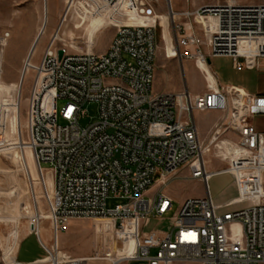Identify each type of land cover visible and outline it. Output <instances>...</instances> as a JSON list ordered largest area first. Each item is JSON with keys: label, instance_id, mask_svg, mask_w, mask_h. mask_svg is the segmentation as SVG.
<instances>
[{"label": "built area", "instance_id": "1", "mask_svg": "<svg viewBox=\"0 0 264 264\" xmlns=\"http://www.w3.org/2000/svg\"><path fill=\"white\" fill-rule=\"evenodd\" d=\"M104 1L111 11L122 10L119 0ZM162 1L181 71L185 61L209 66V59L217 55L232 57L237 70L255 68L264 58V3L238 0L202 5L177 15L171 0H136L134 11L126 13L140 20L128 15L103 52L59 46L58 29L39 56L35 44L22 68L21 89L30 76L29 92L25 98L20 93L15 106L20 112L26 100L27 141H22L32 150L49 206L52 245L43 244L49 264H86L88 258L60 254L59 234L71 220L95 218L114 222L113 233L123 249L127 242H134L133 252L124 260L264 264V134L253 123L255 116L264 115V95L223 86L218 80L201 94H191L187 88L178 93L155 92L158 29L163 30L158 4ZM9 36L4 33L0 42ZM166 56L170 58L168 52ZM60 99L65 104L59 108ZM89 104L97 105L98 117L82 126ZM196 111L223 114L212 128L209 143L234 135L236 142L225 141L238 147L237 159L208 169V150L195 122ZM60 118L65 124H59ZM183 168L203 184L204 195L186 198L168 228L149 229L154 219L166 220L174 201L164 191L153 197L148 192L161 177ZM226 173L237 187L234 203L244 206L222 212L210 193L209 180ZM48 174L52 192L46 183ZM244 180L257 184L247 182L244 189ZM111 197L127 202L108 208ZM235 223L241 226L242 246L232 238ZM39 225L31 231L38 237ZM91 257L106 256L96 247Z\"/></svg>", "mask_w": 264, "mask_h": 264}, {"label": "rangeland", "instance_id": "2", "mask_svg": "<svg viewBox=\"0 0 264 264\" xmlns=\"http://www.w3.org/2000/svg\"><path fill=\"white\" fill-rule=\"evenodd\" d=\"M65 2L63 11L59 15L58 38L59 46H71V51L75 49H93L95 52H102L103 48H108L109 38L114 35L120 23L126 21L128 15L135 14L126 13L116 9L110 11L107 15L109 25L101 30L95 37L94 45L86 43L88 32L87 25L77 28L76 23L80 21L78 12L84 13L86 10L94 11L99 5L104 4V0H75V10L69 11L63 23V16L67 7L68 0H59ZM136 5V1L132 0ZM179 1L183 7L192 8L216 2L223 3L226 0H172ZM241 4L264 3V0H238ZM44 1H34L33 7L38 10L35 12L36 18L42 26L43 18L46 15L43 8ZM28 4L16 3L15 0H0V37L4 33L9 32L10 24L18 18L22 9ZM79 10V11H78ZM134 11V10H132ZM158 11L161 17L162 29H158V52L156 56V74L153 83L155 92H173L178 93L187 88L191 94H200L207 91L208 86L215 87L216 84L228 86L236 85L245 88L248 92L261 93L264 92V60H261L258 67L253 71H239L234 67V60L227 55H217L209 59L210 69L199 62L197 66L193 61H185L182 69L185 73V82L182 71L177 59L174 57V42L170 31V20L166 15V5L164 1L158 4ZM25 15L30 14L24 12ZM49 14V19L51 13ZM74 34L72 39L69 33ZM8 40V39H7ZM44 33L41 34L36 44V55L42 54L48 42L44 43ZM22 43L15 41V47L7 48L6 55L0 54V264H17L13 255L23 234L29 231V223L32 227L38 222V215L41 218L49 215V206L45 197L43 185L38 181L36 164L32 150L23 145V141H27L25 109L26 100L22 101L20 112L15 109V97L22 93L25 98L28 95L31 77L27 76L23 83V88L17 85L15 93V82H23L22 68L26 56L21 55ZM1 48V46H0ZM6 48V47H5ZM5 50V49H4ZM208 52L207 49H205ZM168 52L170 58H167ZM201 69H200V68ZM218 80V81H217ZM2 85L4 88L2 89ZM18 103V102H17ZM65 101L60 99L57 103L58 107H62ZM86 116L80 120L82 126H86L95 121L98 117V107L96 104H89L85 107ZM222 119L223 114L215 112ZM20 116V118H19ZM195 122L201 133V139L205 145L209 144L211 129L214 127L215 115L210 112L196 111L194 113ZM18 120V121H17ZM254 123L256 126H264V116H255ZM16 123H18L16 127ZM59 124H65L60 118ZM17 129V130H16ZM205 131V132H204ZM17 132L20 138L18 143ZM226 139L236 142V137L228 134L226 138H220L214 145H208V152L205 158L208 161V169L215 170L222 168L227 164V159L231 153L238 150L235 145L228 144ZM21 151L25 156V163L29 169V176L26 173L24 163L21 161ZM158 185L148 192V196H154L159 191L169 194L174 201L172 211L166 216V220L161 222L154 219L150 228H168L171 217L178 211L183 198L200 197L204 195V186L201 182L190 178L187 168L181 169L179 172L167 174L160 178ZM53 183V182H52ZM52 185V184H51ZM52 192L53 187L48 188ZM210 193L215 203L224 202L237 194L232 175L220 174L215 175L209 180ZM264 192V190H263ZM125 198L111 197L107 201L108 208L116 205L124 204ZM237 207L231 208L235 210ZM239 209V208H238ZM35 219H37L34 222ZM50 222V220H49ZM48 221H44V226H49ZM107 219H76L70 226L67 224L62 233H66L65 241L60 244V248L67 254L76 256V254L85 253L93 246L106 245L113 247L116 245L113 233V224H109ZM18 234L16 235V231ZM46 233V231H42ZM232 238L238 246L243 244V235L239 223L233 224L231 228ZM100 235L102 238H100ZM119 246L121 243L119 242ZM43 252L39 241L29 247L27 253ZM102 253V250H101ZM103 254V253H102ZM42 264H49L45 261Z\"/></svg>", "mask_w": 264, "mask_h": 264}, {"label": "crops", "instance_id": "3", "mask_svg": "<svg viewBox=\"0 0 264 264\" xmlns=\"http://www.w3.org/2000/svg\"><path fill=\"white\" fill-rule=\"evenodd\" d=\"M34 1H38L40 3V0H15L16 3L28 4V6L23 8L22 12H21L23 14H21L18 18L15 19V21H13L10 24V26H9L10 36H9L8 40H3V42H0V46H1L0 54L2 56H4V51H5V56H7L6 55L7 48L11 47L10 49H12V47H15V41H19L22 43L23 47L21 50V55L27 56L30 49L35 44L38 43L39 38H40L42 33H44V39H45L44 43H46L50 40V38L53 36L55 31L57 30L58 25H59V15L63 11L62 7H64L65 2H60L59 0H43L44 1L43 8L45 9L46 15L43 18L42 26H40V21L34 15L35 12L38 11L33 7ZM118 2L119 3L117 5H120L124 12L132 11L135 9L134 8L135 4L132 0H119ZM171 6L174 9V11H176V15H177V12L181 13L185 10L191 9V8L183 7L179 1L173 2L171 0ZM195 8H197V7H195ZM195 8H192V10H194ZM72 10H75V0H68L67 1V7L65 9V13L63 16V20H62L63 23L66 19V16L69 13V11L71 12ZM110 11H111V8L109 9V2L104 1V4L99 5L98 8L94 11L86 10L84 13L78 12L77 15H78V18H80V21H78L76 23V27L79 28V27L83 26L84 24H86L87 29H88L87 31L88 32L91 31V33H92L91 36L87 35L86 43L88 45H94L95 37H97L96 35L101 30L108 27L109 22L107 20V15L110 13ZM24 12H27V13L31 12V15L30 14L25 15ZM48 13L52 14L50 19H49ZM99 24L101 26H99V28H97V26ZM69 35L72 39L74 38V34L72 32H70ZM113 37H114V35L109 38V43H108L109 45H110ZM106 49L107 48H103V51H105ZM175 55H176V53H175V48H174V56ZM261 60H264V58H260L258 60L257 67H258ZM257 67L252 68V69L243 68L242 70H239V71H244V70L253 71ZM184 79H185V75H184ZM17 85L18 86L20 85V87H21L22 84H21L20 80L15 82V93H16ZM228 86L239 87V88L243 89L244 91L248 92L245 88H243L241 86H236V85H228ZM3 88H4V85H2V89ZM248 93H250L252 95H264V92H261V93L248 92ZM17 104L18 103H17V95H16L15 105H17ZM15 109H17V112H19V109L17 108V106H15ZM210 113L215 115L214 122H216L220 118V116L215 114V112H210ZM257 116H264V115H257ZM253 123H254V121H253ZM215 124H214V126H215ZM17 125H18V123H16V127H17ZM254 125H255V123H254ZM255 127L257 128L258 131H260L264 134V126H261V125L256 126L255 125ZM211 131H212V129H211ZM199 133H200V131H199ZM200 137H201V133H200ZM17 138H18V143L20 144V138H19L18 132H17ZM238 151H239V149L234 151L233 153H231L226 161H229L231 159V157L235 153H237ZM235 173L237 174V176L241 175V173L238 171V169L235 170ZM46 183H47L48 188L51 189V187H53L51 177L46 178ZM158 183L159 182H157L152 189H154L158 185ZM234 184H235V182H234ZM243 188L245 189V185ZM236 189H237V187H236ZM237 197H238V191H237V194L235 196H233L232 198H230L224 202L216 203V204L220 206V211H222V212L223 211H232L231 208H233L234 206L237 207L236 209L244 206V204L234 203L235 202L234 200ZM185 199L186 198H183L182 200L184 201ZM48 217H50V214L44 215L39 219L41 221V223L39 225V237L35 233L31 232L33 229H35V226L33 225L31 227L30 223L32 220L30 221L29 231H26L23 234L21 240L19 241V243L17 245L16 250H14V255H13L14 261L16 260V262H18L20 264H34L38 261L43 263V262L48 260V258H46L47 257L46 250L43 246V244L47 247H50L52 245V227H51V224L49 222ZM35 221H36V219L34 216V222ZM44 221L49 222L48 227L44 226V224H43ZM73 221L74 220L69 221L68 225L70 226V224L73 223ZM38 223L39 222H37L35 224L37 227H38ZM111 223L113 224V229H114V222L110 221L109 224H111ZM42 231L43 232L46 231V233H42ZM17 234H18V230L16 231V235ZM65 237H66V233L60 232V234H59V243L60 244H61V242L63 243L65 241ZM100 238H102L101 235H100ZM114 240L116 241V245L113 247H107L106 245H103V246L100 245L99 246L102 250V253L106 256L104 258H92L91 257L94 253L95 248L98 247V246H93V245L85 253L76 254V256L88 258L86 264H147L144 261L120 259V258L128 256L129 254H131L133 252L134 242L132 240L127 242L125 244L124 249H123L121 246H119V242L116 240L115 236H114ZM36 241H39L41 249L43 252L36 251V253H32V254L27 253V250L29 249V247H31V245L34 244ZM113 261H115V262H113ZM180 264H195V263L184 262V263H180Z\"/></svg>", "mask_w": 264, "mask_h": 264}, {"label": "bare ground", "instance_id": "4", "mask_svg": "<svg viewBox=\"0 0 264 264\" xmlns=\"http://www.w3.org/2000/svg\"><path fill=\"white\" fill-rule=\"evenodd\" d=\"M136 1V0H135ZM167 15V14H166ZM168 16V15H167ZM169 17V16H168ZM134 20L135 21H139L140 19H139V16H137V15H135V17H134ZM99 26H101L100 24L97 26V28H99ZM97 31V30H96ZM175 53H176V49H175ZM200 63L201 64H203V65H206L204 62H202V61H200ZM209 69H210V67L208 66V65H206ZM210 71H211V69H210ZM212 72V71H211ZM184 75H185V73H183V71H182V76H183V79H184ZM184 82H185V79H184ZM208 145H211L210 143L208 144ZM208 145H205V148L207 149L208 148ZM21 161H23V162H25V156L23 155V152L21 151ZM240 154V151H238L237 153H235L232 157H231V159L229 160V161H227V162H230L231 160H235V159H237V157H238V155ZM26 164V163H25ZM47 177H51L50 176V174H48L47 175ZM239 178H241V180H242V178H243V175H240V176H238ZM52 179V178H51ZM247 182L249 183V184H252V185H254V184H257V182L255 181V180H244V182H243V187H244V185H247ZM53 190V189H52ZM38 219H40V217H39V215H38V217H37ZM50 217H48V219H49ZM37 220V219H36ZM38 222H40L41 223V221L39 220ZM35 229H37V226L35 225ZM63 253V251L60 253V254H62ZM124 258V257H123ZM120 259H122V258H120Z\"/></svg>", "mask_w": 264, "mask_h": 264}, {"label": "water", "instance_id": "5", "mask_svg": "<svg viewBox=\"0 0 264 264\" xmlns=\"http://www.w3.org/2000/svg\"><path fill=\"white\" fill-rule=\"evenodd\" d=\"M62 55V51H60V56Z\"/></svg>", "mask_w": 264, "mask_h": 264}]
</instances>
